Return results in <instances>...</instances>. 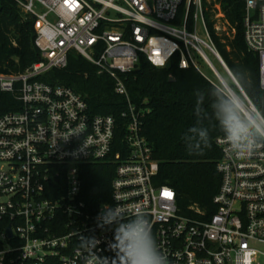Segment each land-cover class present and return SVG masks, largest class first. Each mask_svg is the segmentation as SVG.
Masks as SVG:
<instances>
[{
  "label": "built area",
  "instance_id": "2783aa9c",
  "mask_svg": "<svg viewBox=\"0 0 264 264\" xmlns=\"http://www.w3.org/2000/svg\"><path fill=\"white\" fill-rule=\"evenodd\" d=\"M12 1L32 21L40 58L22 72H0V92H18L15 108L0 112V264H85L81 240L91 236L100 241L94 251L111 261L113 231L97 227L96 217L103 205L118 203L129 215L147 214L168 264H264V140L237 155L218 136L215 211L183 216L174 190L153 182L158 162L140 132L143 110L130 101L121 76L142 55L161 68L178 56V67L207 78L195 53L219 78L207 50L232 80L210 39L203 0ZM199 22L207 39L198 35ZM243 27L264 88V0H245ZM70 52L112 79L127 103L122 120L93 115L81 94L39 79L65 68ZM97 162L112 164L114 174L109 200L95 206L82 198V172Z\"/></svg>",
  "mask_w": 264,
  "mask_h": 264
},
{
  "label": "trees",
  "instance_id": "16d2710c",
  "mask_svg": "<svg viewBox=\"0 0 264 264\" xmlns=\"http://www.w3.org/2000/svg\"><path fill=\"white\" fill-rule=\"evenodd\" d=\"M203 3L211 41L252 105L264 113L258 56L244 40L245 0H203ZM218 12L221 13L218 19L224 22L227 31L215 28ZM33 38L32 21L22 18L12 0H0V72H22L40 58ZM121 76L130 101L143 110L140 132L158 162L154 184L174 190L179 214L210 217L215 211L213 196L220 185L216 170L220 150L215 139L224 133L214 105L221 87L192 66L178 67V56L171 58L168 67L161 68L141 55L135 68ZM39 79L69 86L83 96L93 115L111 114L120 120V113L126 108V99L114 92L112 79L97 74L94 65L76 52L68 54L65 68H53ZM228 86L237 94L233 81ZM17 94L0 92V112L15 108ZM205 130L207 137L202 139L199 133ZM121 141L119 134L116 148ZM113 174L114 166L110 163L86 166L82 172V198L95 206L108 201Z\"/></svg>",
  "mask_w": 264,
  "mask_h": 264
},
{
  "label": "clouds",
  "instance_id": "9594fccd",
  "mask_svg": "<svg viewBox=\"0 0 264 264\" xmlns=\"http://www.w3.org/2000/svg\"><path fill=\"white\" fill-rule=\"evenodd\" d=\"M216 118L226 143L237 155L250 154L264 140V113L252 112L239 98L230 94L223 86L214 105ZM207 137V131L199 133ZM97 227L111 228L113 237L110 249L114 253L111 261L99 256L94 249L100 243L95 237H82L81 247L87 252L85 264H168L167 257L160 251L154 238L147 214H127L118 203L103 205L96 217Z\"/></svg>",
  "mask_w": 264,
  "mask_h": 264
},
{
  "label": "rangeland",
  "instance_id": "374dc122",
  "mask_svg": "<svg viewBox=\"0 0 264 264\" xmlns=\"http://www.w3.org/2000/svg\"><path fill=\"white\" fill-rule=\"evenodd\" d=\"M221 16V13H217L215 15L216 17V23H215V28L219 31V32H224L227 31V27L224 24V22L220 19H218ZM198 35L200 37H202L203 39H207V36L205 34L203 25L201 22L198 23ZM207 55L210 59V61L212 62V64L215 66V68L218 70V72L220 73V75L225 79L227 85L228 82L232 81L231 78L229 77V75L225 72V70L222 68V66L218 63V61L206 50ZM193 58L195 60V62L197 63L200 71L207 77L208 80L214 82L215 84L219 85L220 87L223 86L220 81L218 80V78L213 75V73L211 72V70L208 68V66L206 65V63L195 53H193ZM229 87V86H228ZM223 88L225 89V87L223 86ZM230 88V87H229ZM232 91V90H231ZM233 92V91H232ZM235 93V92H234ZM235 95L245 104H247L246 100L244 99L243 95L241 94V92L239 91V89L237 88V94L235 93Z\"/></svg>",
  "mask_w": 264,
  "mask_h": 264
},
{
  "label": "water",
  "instance_id": "95a60500",
  "mask_svg": "<svg viewBox=\"0 0 264 264\" xmlns=\"http://www.w3.org/2000/svg\"><path fill=\"white\" fill-rule=\"evenodd\" d=\"M221 60H222V58H221ZM222 62H223V64H224V66L226 67V69L228 70V72L230 73V76L232 77V81H233V83L235 84V86L239 89V91L241 92V94L242 95H244V96H246L245 95V93L243 92V90L241 89V87L239 86V84L237 83V81L235 80V78H234V76L232 75V73L230 72V70L228 69V67L226 66V64L224 63V61L222 60ZM169 66V63H167L166 65H165V67H168ZM169 80H173V78L170 76V78H169ZM231 89V88H230ZM228 90V89H227ZM228 92H230L229 90H228ZM253 106V105H252ZM8 232H10V228L8 227Z\"/></svg>",
  "mask_w": 264,
  "mask_h": 264
},
{
  "label": "bare ground",
  "instance_id": "6f19581e",
  "mask_svg": "<svg viewBox=\"0 0 264 264\" xmlns=\"http://www.w3.org/2000/svg\"><path fill=\"white\" fill-rule=\"evenodd\" d=\"M216 71H217V75H218V80L220 81V83L226 88V89H228L229 91H230V94H234L235 95V93L234 92H232L231 91V89L228 87V85H227V83H226V81H225V79L220 75V73L218 72V70L216 69ZM236 96V95H235ZM237 97V96H236ZM238 98V97H237ZM240 100V99H239ZM240 102L243 104V105H245L241 100H240ZM245 106H247V105H245Z\"/></svg>",
  "mask_w": 264,
  "mask_h": 264
}]
</instances>
